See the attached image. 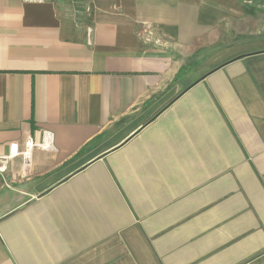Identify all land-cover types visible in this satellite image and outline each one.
<instances>
[{"label":"crops","instance_id":"1","mask_svg":"<svg viewBox=\"0 0 264 264\" xmlns=\"http://www.w3.org/2000/svg\"><path fill=\"white\" fill-rule=\"evenodd\" d=\"M261 2L0 0V264H264Z\"/></svg>","mask_w":264,"mask_h":264},{"label":"built area","instance_id":"2","mask_svg":"<svg viewBox=\"0 0 264 264\" xmlns=\"http://www.w3.org/2000/svg\"><path fill=\"white\" fill-rule=\"evenodd\" d=\"M29 2H40L42 0H25ZM88 12H90V9H87ZM34 146V142L31 140H27L25 143V151L22 153V156L27 158L28 157V151ZM5 162L6 160L3 158H0V173H2L5 170Z\"/></svg>","mask_w":264,"mask_h":264},{"label":"rangeland","instance_id":"3","mask_svg":"<svg viewBox=\"0 0 264 264\" xmlns=\"http://www.w3.org/2000/svg\"><path fill=\"white\" fill-rule=\"evenodd\" d=\"M258 5H260V6L264 5V2H261V3H259Z\"/></svg>","mask_w":264,"mask_h":264}]
</instances>
